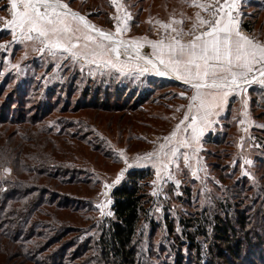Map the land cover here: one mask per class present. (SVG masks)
<instances>
[{"label": "rangeland", "instance_id": "374dc122", "mask_svg": "<svg viewBox=\"0 0 264 264\" xmlns=\"http://www.w3.org/2000/svg\"><path fill=\"white\" fill-rule=\"evenodd\" d=\"M85 1L63 0V3H67L70 9L83 15L96 29L112 36V40H105L99 32L88 29L89 34L95 37V43L90 41L87 43L94 47L95 44L103 42L106 47H115L116 41L123 40L125 45L135 41L139 45V55L153 59L156 50L151 47V41L169 42L171 37L177 35V32L172 31L173 28L177 31L183 29L187 33L193 24L198 23L197 13L204 19L209 18V13L203 7H198L197 11H194V19L177 20L176 17L179 18L177 15L189 14L188 7H193L192 1L209 6L216 4V0H134L141 1L142 11L137 14L139 8L133 7L126 0H117L119 8L109 0L110 7L109 9L105 7L104 11L84 8L82 4ZM252 1L255 3L258 1L257 5ZM231 2L232 0H229V3ZM258 4H261L260 8L263 7L264 10V0H235L231 12L236 29L252 39L264 36V11L257 7ZM11 13L9 0H0V120L3 111H6L3 114L8 117V121H19V119L30 121L39 116L38 111L46 109L45 124L54 131H60L64 119H76L70 113L63 114V109L67 105L76 107L84 102L90 103L89 98L87 99L88 95L84 96L86 92L93 93L99 88L102 99H106L104 93L106 88L108 92L114 93L116 87H121V93L124 94L123 97L119 95V100L114 98L110 100L112 104L119 102L123 108L122 112L116 113V117L112 118L111 127L107 118H104L100 124H97L96 130H90L95 127L87 128V125H84L86 128L79 126V128L72 127L71 130L76 132L88 129L89 136L106 148L110 155L107 162L94 161L90 155L89 159L71 161L73 166L94 171L95 179H99L98 184L95 185L96 192L92 191L90 192L92 194H88L92 196L94 205L85 206L82 211L85 219L75 221L76 224L86 225L79 241L89 238L92 249L88 250L87 257L93 254L98 258L93 244L99 235L97 227L102 221L112 217L111 192L131 169L151 168L153 171L149 187V194L152 197L150 219L142 221L139 229L137 249L139 264H174L173 245L176 244L174 241L177 239L176 237L171 239L172 235L167 225L170 218L175 220L177 237H181L180 233L183 232L184 227L180 219L187 217L198 221L197 217L204 216V223L205 217L209 222L219 211L216 201L218 197L221 199L227 195L230 201L236 203L235 207L241 209L238 201L240 193H232L234 189L232 185L240 181L241 177L252 184L258 183L261 180L260 160L264 159L259 140V136L264 137V83L260 82L264 78L259 73H255L258 77L255 82L244 84L240 89L229 93L227 107L220 116L217 113L216 117H213L214 123L198 124L199 127L204 126L205 131L193 141L191 129L185 131L190 120H184L192 103L191 97L195 94L190 83H186L175 74L162 76L155 71L140 73L137 65L151 66L137 58V50L134 48L125 51V47H121L118 58L115 53L108 52L100 58V62L93 64L83 60L79 55L73 59L70 53L62 50L49 51L48 47L37 39L14 41L13 34L5 27L6 20L11 19ZM247 21L252 24L253 30L245 26L244 22ZM260 22H263V26L257 29ZM164 24H169L170 27L166 29L163 27ZM118 26L122 29L119 33L116 31ZM16 35L19 36L18 31ZM190 38L187 35L182 37L185 41ZM85 43L86 41L81 38L78 48L74 51L78 53L84 51ZM41 48H44L43 52L40 51ZM108 59L116 63L117 68L105 67L103 61ZM121 66H126L123 73L118 70ZM150 78L175 81L177 84H166L165 87L154 86L149 84ZM253 85L260 90V94L256 95L254 100L251 95ZM230 102L232 104L229 107ZM129 106L136 107V110L132 111ZM124 110H127L128 116H124ZM261 112L263 114H260ZM193 114H195L194 110L190 112V117ZM259 114L262 115L260 118H258ZM161 116L165 121H170L169 129L168 123L164 124L158 119ZM44 117L45 114L40 115L41 119ZM119 117L121 122L118 127L116 122ZM15 123L17 124L12 122L7 127L13 133L18 130ZM145 123L151 127H145ZM165 125L167 128L161 133L159 126L163 128ZM99 131L100 135L95 136ZM173 132L176 133L175 136L172 135ZM209 132L223 138V144L207 145L205 138ZM225 133L226 135H223ZM174 137H179L180 142L187 138L190 147L177 150L175 157L169 154L163 163L160 161V155L164 158V153H168L170 140ZM161 145L164 147L162 148ZM148 154H152L151 157ZM137 157L140 159L136 160ZM125 158L128 160V165L124 162ZM2 175L9 180L16 177L13 167L9 165L2 169ZM118 176L119 180H117ZM251 190L242 192L245 194ZM206 207L209 212L205 210ZM108 212L112 215H107ZM151 219L154 223L150 221ZM260 224L263 226L259 225L258 228L264 232V223ZM207 230L213 232L209 225ZM198 243L203 250L206 249L208 240L199 237ZM183 246L182 263L198 264L199 254L191 249L189 251L187 245ZM263 246L257 251L259 255L262 251L264 256ZM73 249L72 247L68 250V255ZM185 256L189 258L186 260ZM245 257L248 258L246 254ZM216 262L219 261L214 259V264ZM94 263L98 264V261L94 259V262L93 260L87 262V264ZM99 263L102 264L100 260ZM250 264H259V262L256 257H250Z\"/></svg>", "mask_w": 264, "mask_h": 264}, {"label": "trees", "instance_id": "16d2710c", "mask_svg": "<svg viewBox=\"0 0 264 264\" xmlns=\"http://www.w3.org/2000/svg\"><path fill=\"white\" fill-rule=\"evenodd\" d=\"M126 1L139 8L137 14L142 11L141 1ZM257 3L258 1L255 4ZM82 5L87 9L104 11L105 7L109 9L110 2L86 0ZM257 7L260 8L261 4ZM244 24L253 30L249 21ZM259 24L257 29L263 26V22ZM149 84L165 87L166 84L177 83L150 78ZM120 88L116 87L114 93L108 92L106 88V99H102L99 88L89 94L85 91L84 96L88 95L90 103L84 102L76 107L67 105L62 113H70L76 119H64L60 131H54L45 124L46 109L38 111L39 116L30 121H8V117L3 114L6 111L1 112L0 264H87L88 260L94 262V259L98 264L99 260L102 264H139V229L142 221L150 219L152 203L149 194L153 177L151 168L131 169L123 181L113 188V215L97 227L98 238L94 240L90 236L94 240L98 258L93 254L87 257L88 250L92 249L89 238L79 241L86 225L75 223L77 219H85L82 216L85 206L94 205L92 196L88 194L96 192L95 185L99 179H95L94 171L73 166L71 161L89 159L90 155L94 161L107 162L110 155L106 148L89 136L88 129L76 132L71 130L72 127H85L84 125L87 128L94 126L90 130H96L97 124L104 118L110 124L112 118L116 117L115 114L123 110L119 102L110 103L113 98L119 100V95L123 97ZM251 90L254 100L260 90L256 89V85ZM231 104L230 102L229 107ZM129 108L136 110V107ZM41 114H45L43 119L40 118ZM123 114L128 116L127 110ZM260 114L258 118L262 116ZM120 119L121 117L116 122L118 127ZM158 119L164 124L168 123L169 129L170 121H165L163 116ZM12 122H17L15 124L18 130L15 133L7 129ZM145 127L151 126L145 123ZM166 128V125L163 128L159 126V131L162 133ZM98 135L100 131L95 136ZM69 138H73V141ZM259 140L264 153V137L259 136ZM223 142V138L217 137L213 132H209L205 138V143L210 146H218ZM260 161L262 165L259 168V178L262 181L252 184L241 177L240 181L232 185V193H240L238 201L241 209L235 207L236 203L230 201L227 195L221 199L218 197L216 201L219 211L209 222L205 217L204 223V216L197 217L198 221L187 217L180 219L184 227L183 232H179L181 237H177L175 220L170 218L167 225L171 239H177L173 245L174 264H183V245H187L189 251L191 249L199 254L198 264H214V259L219 261L216 264H250V257H256L259 264H264L262 251L260 255L257 251L264 245V232L258 228L259 225L263 226L260 223H264V159ZM7 165L13 167L16 176L13 180L5 179L2 175V169ZM249 190L251 191L245 194L242 192ZM205 210L209 212L207 207ZM150 221L154 223L153 219ZM207 225L212 228V233L207 230ZM199 237L208 240L206 249L201 250ZM72 247L74 249L68 255L67 252ZM245 254L248 258H244ZM188 258L189 256L186 260Z\"/></svg>", "mask_w": 264, "mask_h": 264}, {"label": "snow or ice", "instance_id": "6c2138e0", "mask_svg": "<svg viewBox=\"0 0 264 264\" xmlns=\"http://www.w3.org/2000/svg\"><path fill=\"white\" fill-rule=\"evenodd\" d=\"M112 2L119 8L117 0ZM9 3L12 13L11 19L6 20L5 27L13 34L14 41L37 39L48 47L49 51L62 50L70 53L73 59L79 55L83 60L93 64L100 62V58L108 52L115 53L118 58L121 47H125V51L134 48L137 50V58L151 66L137 65L140 73L155 71L162 76L175 74L186 83H190L196 91L191 97L189 110L190 112L194 110L195 114L191 117L186 114L184 120H190L185 131L191 129L193 141L198 139L202 131L198 121L200 124L211 123L209 117L217 114L214 110L223 108L229 93L248 84L250 79L254 80L255 73L264 78V45L254 43L236 29L234 18L231 16L235 0L231 3L229 0H216V4L211 6L196 5L203 7L209 13V18L204 19L197 13L198 23L193 24L187 33L183 29L177 31L173 28L172 31L177 32V35L171 37L169 42L151 41V47L156 50L154 59L140 56L139 45L135 41L127 45L123 40L116 41L115 47H106L101 42L93 47L87 43L89 41L95 43V37L89 34L88 29L99 32L105 40H112L111 34L96 29L83 15L70 9L67 3H63V0H9ZM163 27L167 29L170 25L164 24ZM17 31L19 36L16 35ZM116 31L119 33L122 29L118 26ZM185 35L191 38L185 41L182 39ZM81 38L86 41L85 50L78 53L74 49L78 48ZM40 51L43 52L44 48ZM103 63L105 67L117 68V64L111 59L104 60ZM125 67L121 66L118 70L123 73ZM260 82L264 83V79ZM172 135L175 136L176 133L173 132ZM180 143L189 146L190 142L185 138ZM170 153L175 157L176 148L170 149ZM151 155L148 154L149 157ZM164 155L167 157L169 153ZM139 159L140 157L136 158ZM124 162L128 165L126 158ZM119 178L118 176L117 180ZM107 215L110 216L112 213L108 212Z\"/></svg>", "mask_w": 264, "mask_h": 264}, {"label": "crops", "instance_id": "0c3cea01", "mask_svg": "<svg viewBox=\"0 0 264 264\" xmlns=\"http://www.w3.org/2000/svg\"><path fill=\"white\" fill-rule=\"evenodd\" d=\"M192 4H193V7L192 6H189L188 7V9H189V14L187 13V15L186 16H183V14L182 15H177V16H179V18L178 17H176V19L178 20H184V21H186V20H190V19H194V17H193V15H195V13H194V11H197V6L196 5H198L196 2H194V1H192ZM187 17V18H186ZM171 22H172V19H171ZM251 40H253V42L254 43H258V44H261V45H264V36H263V38H260L259 37V39H252V38H250ZM195 90V89H194ZM196 91V90H195ZM227 103H228V98H227V100H226V103L224 104V106H223V108L222 109H218V110H214V111H216L217 113H218V115L220 116L221 114H222V112L223 111H225V108L227 107ZM188 110H189V108H188ZM187 115H189L190 116V110L189 111H187ZM216 115L217 114H215V115H212V116H210L209 118H211V123H214L215 122V118H213V117H216ZM218 117V116H217ZM198 124H200L199 123V121H198ZM204 124H209V123H204ZM201 125H203V124H201ZM201 129H202V131L200 132V133H203L204 131H205V128H204V126H201L200 127ZM200 135V134H199ZM179 137L178 138H176V137H174V138H171V140H170V145H169V147H168V150H167V152L169 153V154H171L170 153V149H172V148H176V151L177 150H179V149H185V148H189L190 147V145L189 146H185L184 144H181V143H179L180 141H179ZM166 152V151H165ZM160 157H161V162H163L164 163V161H166L165 160V156H164V158L162 157V155H160ZM163 158V159H162ZM165 164H167V162H165Z\"/></svg>", "mask_w": 264, "mask_h": 264}, {"label": "water", "instance_id": "95a60500", "mask_svg": "<svg viewBox=\"0 0 264 264\" xmlns=\"http://www.w3.org/2000/svg\"><path fill=\"white\" fill-rule=\"evenodd\" d=\"M257 78H258V77H256L254 80H250V83H251V82H255V81L257 80Z\"/></svg>", "mask_w": 264, "mask_h": 264}]
</instances>
